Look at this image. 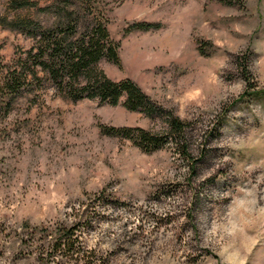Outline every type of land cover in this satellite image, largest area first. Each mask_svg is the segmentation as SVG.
<instances>
[{"label":"rangeland","instance_id":"1","mask_svg":"<svg viewBox=\"0 0 264 264\" xmlns=\"http://www.w3.org/2000/svg\"><path fill=\"white\" fill-rule=\"evenodd\" d=\"M96 4L120 44V62L100 66L190 120L195 171L169 141L146 150L102 130L159 134L161 115L52 87L19 97L0 108V264H264V93L251 94L264 89V0ZM0 12L26 14L8 0ZM140 21L159 27L129 31ZM30 45L0 24L1 60ZM213 124L220 132L202 135ZM74 224L80 252L53 256Z\"/></svg>","mask_w":264,"mask_h":264},{"label":"trees","instance_id":"2","mask_svg":"<svg viewBox=\"0 0 264 264\" xmlns=\"http://www.w3.org/2000/svg\"><path fill=\"white\" fill-rule=\"evenodd\" d=\"M8 5L12 11L24 9L26 14L9 18L0 12V24L24 34L31 45L26 49L19 48L9 62L0 59V108L5 113L19 97L27 94L37 97L52 87L62 99L77 102L85 98L99 104L123 105L150 116L161 115L166 118L167 127L159 134L129 125H103L102 130L111 135L131 137L146 150L157 149L169 141L190 160V171H195L190 120L166 114L133 80L111 79L100 66L103 59L120 62V44L107 29L106 17L96 0H46L43 4L37 0H8ZM156 27L159 24L140 21L128 29ZM253 93L262 94L264 89ZM219 128V124L208 126L202 135L218 134ZM204 140L196 145L201 155ZM78 226L61 228L50 246L53 256L80 252L72 238ZM51 260L54 261V257Z\"/></svg>","mask_w":264,"mask_h":264}]
</instances>
